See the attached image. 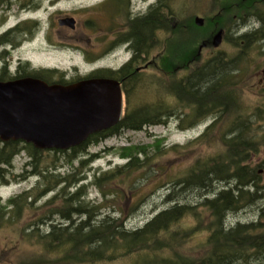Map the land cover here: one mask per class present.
<instances>
[{
  "label": "trees",
  "instance_id": "1",
  "mask_svg": "<svg viewBox=\"0 0 264 264\" xmlns=\"http://www.w3.org/2000/svg\"><path fill=\"white\" fill-rule=\"evenodd\" d=\"M213 1L219 4L221 14H226L229 18L227 21L231 23L230 27L225 29L217 16L208 17L203 28L183 23L177 29L181 32V37H176L172 44L171 40L168 41L167 87L170 86L171 89L167 92L173 103L158 100L141 108L126 110L118 125L92 135L81 146L68 151H40L23 142L0 143V181L8 182V172L13 168L15 157L26 153L30 158L27 164L31 169L30 174L43 176L45 182L47 180L43 195L56 192L49 204L59 199L63 203L64 210H56L53 216H60L66 226H59L53 217L48 216L45 221L51 223L49 233L41 235L35 231L31 236L36 235L34 239L37 238L41 244L42 252L59 255V258L69 264H97L125 257L132 258L133 264H264V210L255 223L233 225L234 219H227L229 214H238L252 205L261 191L259 171L264 168V162L259 166H252L251 162L260 155L264 147V133L260 132L262 127H259L264 123V118L259 115V109L243 108L239 96L242 88L235 80L245 65L249 66V60L255 59L253 56L247 58L250 46L264 45V0ZM168 10L167 22L175 17L179 22L177 12L169 5ZM252 19L257 21L259 27L234 38L235 44L240 48L239 54L228 57L224 53H216L205 61L197 56L198 51L194 48L197 49L204 40L210 41L217 31V25L219 30H227L225 40L228 39V32L235 29V34H239L241 26ZM185 28L190 31L186 32ZM260 55L264 57V52L260 51ZM174 65L181 66L188 74L180 78L173 75L171 67ZM188 117H193L194 121L197 119L190 126L208 117L214 118L206 137L222 119H228L222 137L224 154L194 162L181 179L170 180L165 185L171 183L180 192L204 190L208 194L214 192L215 185H224L218 194L214 193V198L210 199L208 196L203 201L202 207L208 213L206 228H202L203 221L196 213V206L182 205L175 196V190L166 198L165 204L168 206L141 228H124L122 214L119 217L106 215L98 220L99 213L109 208L105 207V201L120 194L117 188L122 191L126 188L134 193L140 185L143 188L153 184L164 186L161 185L159 176L160 162L154 161L161 150L159 146L124 147L121 149V158L127 161L124 166L96 175L86 184L88 176H81V173L76 176V173L100 158L99 154H89L90 148L123 131L140 132L148 127L166 125L171 119L178 118L180 127L185 130L188 128L185 124ZM203 138L204 136L185 146L165 148V155L174 152L175 160H178L194 145L207 144ZM112 150L113 148H109L104 152ZM42 152L66 155L70 158L71 166L78 161L79 167L67 176L54 175L59 167L42 168ZM153 172L158 176L149 177ZM139 174L142 177L138 178ZM90 187L101 191L105 201L100 204L89 202L87 199ZM30 199L32 195L26 191L2 205L0 227L2 222L11 221L15 216L18 218L29 206ZM187 217L195 219L196 226L200 225L183 227L181 223ZM39 223L45 222L41 220ZM201 232L206 233V237L199 242L197 250H180L186 245L187 239L192 240Z\"/></svg>",
  "mask_w": 264,
  "mask_h": 264
},
{
  "label": "rangeland",
  "instance_id": "2",
  "mask_svg": "<svg viewBox=\"0 0 264 264\" xmlns=\"http://www.w3.org/2000/svg\"><path fill=\"white\" fill-rule=\"evenodd\" d=\"M170 3V4H169ZM170 8L177 12L179 15V22L176 17L171 19V22H167V37L171 40V44L177 39L178 27L183 23L188 26L195 24V18H204L205 23L208 17H214L221 20V23L225 25V29L231 26V23L227 21L229 19L226 14H221L219 11V4L213 0H168ZM169 10H167V13ZM226 15V16H225ZM176 23V30H172V24ZM13 23L10 22L9 25ZM172 25V26H171ZM205 26V24H204ZM203 26V27H204ZM217 31L211 36L210 41L204 40L200 46H197V56L202 58L203 61L214 56L216 53H224L228 57L235 56L240 53V48L235 44L234 38L238 35L249 32L252 28H258L259 24L255 20H249L245 25L241 26L239 34H235V29L228 32V39H225L220 48L215 49L211 46L213 37L218 33ZM198 27V28H203ZM224 29L226 35L227 30ZM171 30L173 35H171ZM222 30V29H221ZM186 32L190 30L185 28ZM196 34V33H195ZM224 35V36H225ZM168 40V41H169ZM206 44V47L200 50V47ZM260 45V44H259ZM253 44L248 49L247 53L249 57L253 56L254 60H249V66L246 64L245 68L239 73V77L235 80L238 82L239 87L242 88L240 96V102L244 109L255 110L259 109V115L264 118V85H259L260 79L264 75V57L260 55V51L264 52V45ZM189 49V48H188ZM38 61L41 59L47 60L40 52L33 55ZM53 58V57H52ZM49 61L59 63L66 60L64 57H57ZM194 65V64H193ZM185 74H187L185 72ZM183 74V75H185ZM179 77V76H178ZM180 78V77H179ZM168 78L164 90L161 88L154 89L143 98L145 104L153 103L158 100L168 101L173 103L174 101L169 96L170 86L167 87ZM170 93H172L170 91ZM146 104V105H147ZM165 106H171L164 104ZM197 119L193 117L186 118L185 124L187 129L180 127L181 122L179 119H171L168 124L160 126L148 127L143 131H123L121 134L109 138L102 142L98 146H92L89 150V154H99L100 158L90 164L86 169L76 173L88 176V180L85 182L89 184L93 177L104 172L114 170L117 167L124 166L127 161L121 158V149L124 147H142V146H159L161 152L158 151V158L155 162H160L159 168L161 169V185L153 184L149 187L143 188L141 185L137 186V190L129 191L125 188L122 191L121 188H117L120 192L119 195H115L114 198L109 197L107 202L102 196V192L95 187L89 188L88 201L92 204H100L105 201V207L98 216V220H102L106 215H112L113 217H119L122 214L124 219V228L137 229L143 227L149 220L155 215L164 210L168 204H165L168 195L172 194L175 190V195L179 198V202L184 205L196 206V213L203 221L202 228H206V222L208 219L207 210L202 207L203 201L206 197L214 198V193L218 194L223 189V184H217L213 187L214 192L208 194L204 190H197L187 192H180L179 188H174L173 184H168V181H174L181 179L184 172L193 165L196 161H203L207 158H216L224 154L225 148L222 143V137L224 135L228 119L224 118L219 122L218 126L214 128L207 137L205 134L214 122V118L208 117L205 120L197 123L194 126H190ZM262 127L261 133H264V123L259 125ZM204 136L205 140L209 143H199L191 147V149L182 156V158L175 160L176 154L174 152L165 155L166 150L173 146H185L191 141H194ZM203 138V139H204ZM113 148L111 152H104L105 149ZM166 148V150H165ZM164 150V151H163ZM30 158L26 153H21L16 156L13 162V168L8 172L7 183L0 181V207L8 203L9 200L17 198L22 193L28 191L32 195V199L28 201L29 206L25 211L17 218L16 216L11 221L2 222L0 227V264H69L67 261L59 258V255L54 256V253L47 254L42 252V246L39 244L35 236L31 237L33 232L37 231V234L46 235L51 229L50 221H45L46 217H53L55 223L59 226H66L60 216H53L56 210L63 209V203L61 199L56 200L53 204H49V201L55 197L56 192L45 191L46 182L43 176L30 174L31 169L27 167ZM41 167L53 169L55 166L59 167V170L54 175L67 176L74 173L73 169L79 167V162L76 161L71 166L70 158L63 154H56L54 152H42L40 158ZM264 162V147H262L260 155L257 156L252 162V166L260 165ZM73 167V168H71ZM157 169V166H155ZM84 172V173H83ZM158 176L155 172L149 177ZM142 177L141 174L137 176ZM259 186L261 187L260 196L258 199L246 209L242 210L238 214H229V218L233 220V225L236 223L246 224L259 221L260 215L264 210V168H260L259 171ZM109 187H107L108 189ZM105 191H107L105 189ZM113 201V202H109ZM60 213V212H58ZM43 220L45 223H39ZM230 220V221H231ZM196 220L187 217L181 225L185 228H193L196 226ZM198 224L197 226H199ZM196 226V227H197ZM204 232V231H203ZM202 233V232H201ZM198 233L192 240L187 239L186 245L180 249L183 252L197 250L199 242L205 239L206 233ZM30 237H27V236ZM191 243V244H190ZM189 244V245H188ZM94 264V263H88ZM97 264H133L132 258H123L117 261L102 262Z\"/></svg>",
  "mask_w": 264,
  "mask_h": 264
},
{
  "label": "flooded vegetation",
  "instance_id": "3",
  "mask_svg": "<svg viewBox=\"0 0 264 264\" xmlns=\"http://www.w3.org/2000/svg\"><path fill=\"white\" fill-rule=\"evenodd\" d=\"M169 4L168 0H0V82L35 78L69 86L98 81L107 85L109 99L122 102L123 111L141 108L145 106L141 100L154 89L164 90L169 77ZM172 25L174 30L176 23ZM37 52L47 60L35 59ZM56 56L66 60L49 61ZM171 69L179 77L188 74L179 65ZM259 85H264V75Z\"/></svg>",
  "mask_w": 264,
  "mask_h": 264
},
{
  "label": "water",
  "instance_id": "4",
  "mask_svg": "<svg viewBox=\"0 0 264 264\" xmlns=\"http://www.w3.org/2000/svg\"><path fill=\"white\" fill-rule=\"evenodd\" d=\"M195 24L203 27L204 18ZM224 30L211 46L220 48ZM206 47L203 44L200 47ZM103 82L48 84L35 78L0 82V143L23 142L40 151H68L118 125L122 102L109 99Z\"/></svg>",
  "mask_w": 264,
  "mask_h": 264
}]
</instances>
